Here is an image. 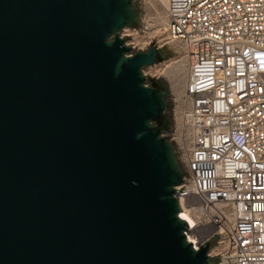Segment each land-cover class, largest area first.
Listing matches in <instances>:
<instances>
[{
	"label": "water",
	"instance_id": "1",
	"mask_svg": "<svg viewBox=\"0 0 264 264\" xmlns=\"http://www.w3.org/2000/svg\"><path fill=\"white\" fill-rule=\"evenodd\" d=\"M134 21L132 0H0V264H208Z\"/></svg>",
	"mask_w": 264,
	"mask_h": 264
},
{
	"label": "built area",
	"instance_id": "2",
	"mask_svg": "<svg viewBox=\"0 0 264 264\" xmlns=\"http://www.w3.org/2000/svg\"><path fill=\"white\" fill-rule=\"evenodd\" d=\"M139 2L162 7L184 51V91L161 137L181 171L187 241L208 245V262L264 264V0H132L134 23Z\"/></svg>",
	"mask_w": 264,
	"mask_h": 264
},
{
	"label": "rangeland",
	"instance_id": "3",
	"mask_svg": "<svg viewBox=\"0 0 264 264\" xmlns=\"http://www.w3.org/2000/svg\"><path fill=\"white\" fill-rule=\"evenodd\" d=\"M136 8L137 23L123 29L119 37L131 49V54L145 52L149 48L157 51L156 63L144 68L142 73L146 86L158 88L165 95L166 113L156 124L165 134H169L173 130V99L180 98L186 83L184 51L179 43L167 40L162 7L158 6L155 12L151 7L139 2ZM180 66L183 67L181 71L178 70ZM210 263L215 264L214 261Z\"/></svg>",
	"mask_w": 264,
	"mask_h": 264
},
{
	"label": "bare ground",
	"instance_id": "4",
	"mask_svg": "<svg viewBox=\"0 0 264 264\" xmlns=\"http://www.w3.org/2000/svg\"><path fill=\"white\" fill-rule=\"evenodd\" d=\"M160 2H161L162 5L165 4V0H160ZM182 69H183V67L180 66L178 70L181 71ZM180 219H182L183 221H185L186 220V216L185 215H182V216H180ZM188 242L190 244L194 245L195 248H197L196 241L193 238H191L190 236H188Z\"/></svg>",
	"mask_w": 264,
	"mask_h": 264
},
{
	"label": "trees",
	"instance_id": "5",
	"mask_svg": "<svg viewBox=\"0 0 264 264\" xmlns=\"http://www.w3.org/2000/svg\"><path fill=\"white\" fill-rule=\"evenodd\" d=\"M155 127L157 128V129H159L158 127H157V124L155 125ZM160 130V129H159ZM162 131V130H161Z\"/></svg>",
	"mask_w": 264,
	"mask_h": 264
},
{
	"label": "flooded vegetation",
	"instance_id": "6",
	"mask_svg": "<svg viewBox=\"0 0 264 264\" xmlns=\"http://www.w3.org/2000/svg\"><path fill=\"white\" fill-rule=\"evenodd\" d=\"M208 264H211L210 261L208 262Z\"/></svg>",
	"mask_w": 264,
	"mask_h": 264
}]
</instances>
